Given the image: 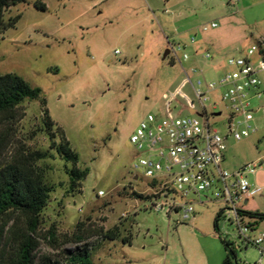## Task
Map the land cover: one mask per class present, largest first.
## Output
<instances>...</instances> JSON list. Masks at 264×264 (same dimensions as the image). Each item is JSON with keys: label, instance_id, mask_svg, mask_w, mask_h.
Listing matches in <instances>:
<instances>
[{"label": "rangeland", "instance_id": "obj_1", "mask_svg": "<svg viewBox=\"0 0 264 264\" xmlns=\"http://www.w3.org/2000/svg\"><path fill=\"white\" fill-rule=\"evenodd\" d=\"M26 1L7 14L22 17L0 41V76L18 75L42 91L56 124L54 132L57 128L65 132L71 148L80 156L79 168L89 171L81 192L70 193L66 163L51 151V141L44 131L42 104L25 102L21 118L5 132L0 157L8 159L20 150H49L54 154V159L40 162L48 182L56 189L42 216V236L52 226L61 238L72 236L80 222L89 231L120 226L123 237L132 236L127 244L122 239L93 236L88 241L95 244L90 252L91 264H156L157 260L164 261L169 240L182 249L181 236L187 247L190 243L193 250L201 251L208 242L206 237L202 243L197 240L202 231L216 237L224 250L215 219L225 204H202L196 196L191 197L198 202L196 217L201 224L196 227L179 223L180 213L170 219L165 212L151 210L149 201L133 195L147 196L149 180L135 168L139 153L131 137L149 114L165 116L168 105L172 115L179 117L191 115L190 102L200 111L193 87L180 63L173 60V53L164 60L171 50L166 38L173 45L183 43L181 34L188 39H205L212 31L204 33L202 28L219 25V16H238L240 0H153L151 10L147 3L151 0H42L46 12L34 7L35 0ZM238 17L254 24L263 19L264 7L248 9ZM245 21L251 44L254 41L249 33L256 30ZM263 25L256 24V29ZM246 41L231 55L242 56ZM177 54L182 58V52ZM197 67L210 81L211 61ZM192 80L197 81V76ZM219 109L223 114L215 122L220 127L227 112ZM235 144L233 139L228 142L229 161L242 162L264 152L253 145L239 149ZM136 175L141 176L139 181L134 180ZM262 190L244 206L247 213L257 210L264 214V187ZM226 231L232 229L221 220L220 233ZM259 234H264V221L250 237ZM227 240L235 243L240 264H259L257 247L250 245L246 250L238 238L229 236ZM78 246L69 243L52 248L43 240L38 258L67 264V252L76 251Z\"/></svg>", "mask_w": 264, "mask_h": 264}, {"label": "built area", "instance_id": "obj_2", "mask_svg": "<svg viewBox=\"0 0 264 264\" xmlns=\"http://www.w3.org/2000/svg\"><path fill=\"white\" fill-rule=\"evenodd\" d=\"M218 26L212 23L202 30L207 32ZM170 49L174 61L181 63L177 51L183 53L184 61L190 59L181 44L172 45ZM260 52L257 44L245 56L230 58L228 65L233 70L215 81H208L201 69L193 67L190 73L197 76V81L186 73L187 82L193 87L200 111L190 102L189 111L194 114L179 117L172 115L168 105L165 116L149 114L140 123L131 143L139 153L135 168L149 180L146 194L151 210L165 212L170 219L180 213L179 223H192L198 202L191 197L196 196L202 204L221 202L225 204L221 220L232 229L222 236L238 238L244 248L257 247L263 257L264 234L254 239L250 237L251 227L244 209V203L261 191L249 179L259 163L248 164L234 172L223 166L228 140L240 142L258 131L248 115L253 99L264 97L263 83L252 63V58ZM204 57L210 59L211 55L207 53ZM217 90H221L220 102L213 101V93ZM220 107L226 110L227 116L219 127L215 121L223 114ZM140 179L139 175L134 177L135 181ZM259 264H263L262 258Z\"/></svg>", "mask_w": 264, "mask_h": 264}, {"label": "trees", "instance_id": "obj_3", "mask_svg": "<svg viewBox=\"0 0 264 264\" xmlns=\"http://www.w3.org/2000/svg\"><path fill=\"white\" fill-rule=\"evenodd\" d=\"M26 2L0 0V41L4 40L8 30L16 28L22 17L20 14L7 17V14ZM34 7L42 12L48 10L42 0H35ZM258 44L264 56V42L258 41ZM27 101H39L42 104L44 131L51 141V151L66 163L69 192H81L82 183L88 177L89 171L79 168L80 156L71 148L65 132L60 128L54 132L56 124L49 115L47 101L42 97V91L33 88L15 74L0 76V154L7 137L5 132L11 130L21 118L22 106ZM51 151L20 150L8 159L0 157V264H61L52 258L39 260L38 252L43 240L48 241L52 248L69 243L79 245L76 251L67 252V264H91L90 252L95 244L92 245L88 241L93 236L110 241L122 239L126 244L132 242V236L123 237L120 226L108 230L100 227L89 231L84 222L77 225V230L72 236L61 238L55 226L48 230L46 236H42L44 224L42 216L49 207L56 189L48 182L47 171L40 166V162L54 159ZM68 165L71 168H68ZM133 195L142 200H149L148 196L136 192ZM246 214L251 232L255 233L264 221V214L259 212ZM221 216L222 211L215 219V230L226 254L223 264H240L235 243L229 242L220 233Z\"/></svg>", "mask_w": 264, "mask_h": 264}, {"label": "crops", "instance_id": "obj_4", "mask_svg": "<svg viewBox=\"0 0 264 264\" xmlns=\"http://www.w3.org/2000/svg\"><path fill=\"white\" fill-rule=\"evenodd\" d=\"M147 3L149 9L151 10L155 2L151 0L148 1ZM254 7L263 9L264 0H240L238 16H241L242 14H244L245 11ZM238 16H230V15L223 17L219 16L220 19L219 26L217 28H211L209 31H212V33L203 40L195 39V42H192L193 39L192 37L188 39L184 34L179 35V39H181L183 43L178 42L176 45L181 44L185 48V52L188 53L190 56V59L188 61H184L181 58V63H180L183 69V73L186 76V80H187L186 73L190 74L191 78L196 76V75L192 76V74L190 73V70L193 67H197L198 64L203 62L208 63L209 61H211L213 66V71H211V73L209 74L210 80L212 81L218 80L219 78H221L222 76L233 70V68L228 65V59L232 57H236L231 55L233 50H235V48L243 45L245 40H247L246 41L247 45H245L242 53L243 54L242 56H245L248 50L251 49L252 46L258 44V41L264 42V25L262 28L256 29L257 28L256 24L258 23L264 24V17L260 21L251 24L247 20L246 21L248 23L242 17H238ZM214 20L215 19H212V22ZM244 21L245 23H247L248 26L255 27L254 30L256 31L252 30L251 33H249L251 36V40H253L254 43L249 44L250 38H248L247 36L248 33H246L245 31L246 24H244ZM189 28H191V25L188 26V29ZM242 38L244 39V41H242L243 40ZM166 40L170 44V48H171L173 44L170 43V39L166 38ZM207 53L211 55L210 59H205L204 56ZM252 63L257 69L258 77L263 83L262 90L264 91V56L261 54V52L260 54H256L252 58ZM202 71L205 77L206 74L204 70ZM220 98H221V90H217L216 92L213 93V101L220 102ZM248 118L253 122V124L257 126L258 131L247 139H244L240 142L235 141L236 144L234 145V147L237 148L239 147V149L240 148L245 149L248 146L253 145L258 147V149L261 148L264 149V97L260 100L253 99L252 109L250 111V114L248 115ZM229 150L230 147L228 145V149L225 155V161L223 164L224 168L229 171L234 172L246 166L247 164L259 163V168L254 174L249 176V179L252 184H254L255 186L261 189L259 193L261 194L263 191L262 188L264 187V152L260 155L256 154L251 159H246L242 162H235L233 160L232 161L228 160L227 153ZM249 202L250 199L244 203V206H248ZM250 211L259 212L257 210H250ZM200 224L201 222L197 219V217L192 222V225L196 227L199 226ZM181 229H179L180 233H181ZM211 235H212L211 233L207 234L202 231V233H200L196 237L197 240L200 241L201 243L205 239V237L206 239H208L207 240L208 242L206 244H203L204 246L201 251L193 250L192 249L193 244L191 245L190 243L187 247L186 245L187 243L183 241L182 236L180 237V241L182 242L181 245L182 249L180 248V250L175 242H171L169 240V243L166 246V256L164 261L157 260L156 264H223L226 254L218 244L217 238L214 236L212 237ZM248 247H246V250H248ZM262 247L264 249V244ZM261 258L264 264V256L263 257L261 256Z\"/></svg>", "mask_w": 264, "mask_h": 264}, {"label": "water", "instance_id": "obj_5", "mask_svg": "<svg viewBox=\"0 0 264 264\" xmlns=\"http://www.w3.org/2000/svg\"><path fill=\"white\" fill-rule=\"evenodd\" d=\"M171 54V50H168L164 55V60ZM191 114H194V111H191Z\"/></svg>", "mask_w": 264, "mask_h": 264}]
</instances>
